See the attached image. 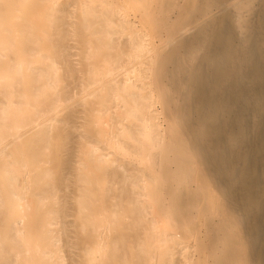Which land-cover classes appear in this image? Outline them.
I'll list each match as a JSON object with an SVG mask.
<instances>
[{
    "label": "bare ground",
    "instance_id": "obj_1",
    "mask_svg": "<svg viewBox=\"0 0 264 264\" xmlns=\"http://www.w3.org/2000/svg\"><path fill=\"white\" fill-rule=\"evenodd\" d=\"M0 264H264V0H0Z\"/></svg>",
    "mask_w": 264,
    "mask_h": 264
}]
</instances>
